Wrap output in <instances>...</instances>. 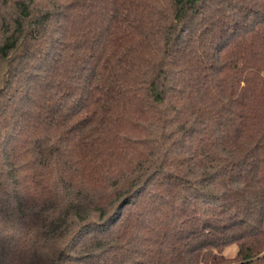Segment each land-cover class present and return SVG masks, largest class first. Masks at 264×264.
I'll list each match as a JSON object with an SVG mask.
<instances>
[{
  "label": "trees",
  "instance_id": "obj_1",
  "mask_svg": "<svg viewBox=\"0 0 264 264\" xmlns=\"http://www.w3.org/2000/svg\"><path fill=\"white\" fill-rule=\"evenodd\" d=\"M0 264H264V0H0Z\"/></svg>",
  "mask_w": 264,
  "mask_h": 264
},
{
  "label": "rangeland",
  "instance_id": "obj_2",
  "mask_svg": "<svg viewBox=\"0 0 264 264\" xmlns=\"http://www.w3.org/2000/svg\"><path fill=\"white\" fill-rule=\"evenodd\" d=\"M235 249H236L235 245H233V244L232 245H229L228 247H226L224 249V253L226 255H228V256H233L234 253H235Z\"/></svg>",
  "mask_w": 264,
  "mask_h": 264
}]
</instances>
